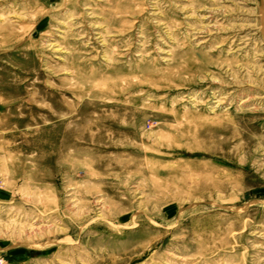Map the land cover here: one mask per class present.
I'll use <instances>...</instances> for the list:
<instances>
[{
  "label": "rangeland",
  "instance_id": "1",
  "mask_svg": "<svg viewBox=\"0 0 264 264\" xmlns=\"http://www.w3.org/2000/svg\"><path fill=\"white\" fill-rule=\"evenodd\" d=\"M0 264H264V0H0Z\"/></svg>",
  "mask_w": 264,
  "mask_h": 264
}]
</instances>
